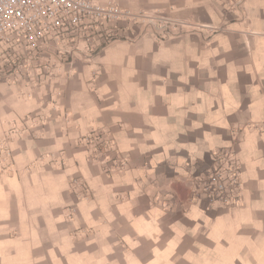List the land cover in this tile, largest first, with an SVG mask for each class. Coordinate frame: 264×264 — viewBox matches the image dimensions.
Segmentation results:
<instances>
[{"label": "crops", "instance_id": "0c3cea01", "mask_svg": "<svg viewBox=\"0 0 264 264\" xmlns=\"http://www.w3.org/2000/svg\"><path fill=\"white\" fill-rule=\"evenodd\" d=\"M101 2L169 27L0 46V264H264V0ZM221 153L230 208L194 194Z\"/></svg>", "mask_w": 264, "mask_h": 264}, {"label": "built area", "instance_id": "2783aa9c", "mask_svg": "<svg viewBox=\"0 0 264 264\" xmlns=\"http://www.w3.org/2000/svg\"><path fill=\"white\" fill-rule=\"evenodd\" d=\"M120 24H146L156 30L169 27L167 20H147L101 0H0V46L8 49L23 48L29 52L50 44L61 47L65 42L68 46L62 47L64 51L74 52L81 43L93 48L96 42L104 44L117 39ZM8 156L12 159L10 150ZM7 159L0 152V166ZM213 163L194 179L195 197H204L209 206H237L240 164L228 153H221Z\"/></svg>", "mask_w": 264, "mask_h": 264}, {"label": "rangeland", "instance_id": "374dc122", "mask_svg": "<svg viewBox=\"0 0 264 264\" xmlns=\"http://www.w3.org/2000/svg\"><path fill=\"white\" fill-rule=\"evenodd\" d=\"M1 62H0V70H1ZM2 145V144H1ZM0 145V152L3 156H6V158H8V160H4L2 162V165L0 166V171H1V167L4 166V167H7V166H11V157L8 156V152H9V148H7L5 145L4 146H1Z\"/></svg>", "mask_w": 264, "mask_h": 264}]
</instances>
